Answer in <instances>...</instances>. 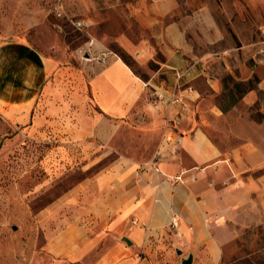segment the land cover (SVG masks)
I'll list each match as a JSON object with an SVG mask.
<instances>
[{
	"label": "crops",
	"instance_id": "obj_1",
	"mask_svg": "<svg viewBox=\"0 0 264 264\" xmlns=\"http://www.w3.org/2000/svg\"><path fill=\"white\" fill-rule=\"evenodd\" d=\"M125 5L151 34L126 48L141 74L100 41L88 44L75 67L25 40L2 42L0 113L34 138L84 146L86 157L92 146L101 153L96 159L117 153L55 202L64 209L62 217L52 214L63 224L55 256L72 264H155L159 254L170 257L173 242L193 264H205L195 257L217 264L224 241L264 222V50L236 43L231 15L217 3ZM150 49L163 57L153 74L139 59ZM166 113L177 124L162 133ZM141 116L156 148L138 160L120 154L118 143ZM155 157L160 173L145 165Z\"/></svg>",
	"mask_w": 264,
	"mask_h": 264
},
{
	"label": "rangeland",
	"instance_id": "obj_2",
	"mask_svg": "<svg viewBox=\"0 0 264 264\" xmlns=\"http://www.w3.org/2000/svg\"><path fill=\"white\" fill-rule=\"evenodd\" d=\"M128 1L0 0V43L25 40L59 64L75 67L79 58L86 59L82 52L88 44L100 41L102 48L117 54L134 72L141 74L126 48L136 46L142 36L151 34L142 31L134 16H129L125 5ZM190 1L196 4L208 1L217 3L221 10L225 8L231 15L233 40L237 43L240 39L252 48L260 45L264 50V0ZM57 9L61 16H57ZM77 23L81 26H76ZM155 41L150 39L147 43L151 45ZM254 51L249 54L253 55ZM262 55L264 59V51ZM139 59L145 62L142 66H146L149 74L155 73L163 61L157 49L150 57L148 54ZM154 99L149 94L146 101ZM252 110L250 117L255 118ZM168 115L162 118L159 128L162 133L175 129L177 124ZM142 120L143 116L139 117L138 122L142 124H129L132 130L122 134L118 143L120 154L142 160L155 150L156 144L146 134ZM84 149V146L64 147L47 138H34L26 127L18 128L0 113V264H72L53 254L55 236L63 224L52 214L56 210L62 217L64 211L62 205L54 207V204L63 200L65 192L106 168L117 156L114 152L96 159L101 153L92 146L88 150L89 158ZM106 151L111 152L107 148ZM237 235L220 246L217 264H264V222L243 227ZM170 246V257L159 254L155 264H171L170 258L179 264L189 255L182 251V246H174L173 242ZM195 259L211 264L206 257Z\"/></svg>",
	"mask_w": 264,
	"mask_h": 264
},
{
	"label": "built area",
	"instance_id": "obj_3",
	"mask_svg": "<svg viewBox=\"0 0 264 264\" xmlns=\"http://www.w3.org/2000/svg\"><path fill=\"white\" fill-rule=\"evenodd\" d=\"M58 10H60V9H57V11ZM57 16H61V12H57ZM84 25V24H83ZM76 26H78V27H80L81 26V24L80 23H77L76 24ZM89 58V57H88ZM98 59L100 60H102L103 59V57H98ZM160 98V97H159ZM174 102H179V99H174ZM145 165L146 166H150L156 173H160L159 172V169H158V157H155V158H153L152 160H150L149 162H147V163H145ZM176 181H182V177L181 176H178V177H175L174 178ZM177 222H178V219L176 218V217H173L172 219H171V225H170V227L171 228H175V227H177Z\"/></svg>",
	"mask_w": 264,
	"mask_h": 264
},
{
	"label": "water",
	"instance_id": "obj_4",
	"mask_svg": "<svg viewBox=\"0 0 264 264\" xmlns=\"http://www.w3.org/2000/svg\"><path fill=\"white\" fill-rule=\"evenodd\" d=\"M177 253L180 255V251ZM179 264H193V255L189 254L186 258H182Z\"/></svg>",
	"mask_w": 264,
	"mask_h": 264
}]
</instances>
